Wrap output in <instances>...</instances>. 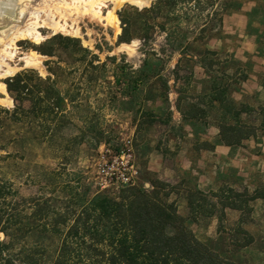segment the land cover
Instances as JSON below:
<instances>
[{"label": "rangeland", "instance_id": "obj_1", "mask_svg": "<svg viewBox=\"0 0 264 264\" xmlns=\"http://www.w3.org/2000/svg\"><path fill=\"white\" fill-rule=\"evenodd\" d=\"M229 2L232 4L222 13L221 20L219 16L212 19L209 29L196 40L191 39L197 33L198 24L215 5L183 13L179 23L190 40H175L183 42L184 46L187 44V49L179 51L169 48V42L174 40H166L165 33L157 28L151 31V39L145 47L136 29L130 41L118 43L121 32L118 12L134 19L137 14L132 7L137 6L125 2L114 7L110 0L101 4L100 14L80 15L70 9L69 17L62 18L56 13L54 16L60 23L66 21L65 29L55 31L39 26L41 40H18L10 47L15 53L4 55L7 63L17 67L12 74L0 78L4 84L7 77L24 68L35 69L45 77L44 62L48 59L66 69L65 81L58 84L61 88L66 86L65 82L83 81L80 69L76 68L80 63L74 61L75 56L69 49L55 45L52 57L36 50L40 43L56 35L79 40L100 62L106 63V72L96 84L82 82L81 105L68 107L73 124L56 132L50 142L30 138L0 149V179L11 181L19 197L50 196L56 207L63 205L66 198L76 199L84 192L88 197L99 193L115 199H119L127 187L155 193L164 202L172 203L193 234L222 258L235 264H264V213L260 211V202H252L258 192L249 194L223 184L216 191L204 193L197 188L194 173L201 149L212 147V141L205 135L212 134L214 128L218 130L217 141L221 142L222 124L239 127L238 135L249 133L256 137L261 129L257 122L259 115H263L261 104L250 108L233 96L240 91L246 71L250 70L248 55L255 50L264 53V0ZM27 5L42 8L46 4L44 0H34L32 5ZM40 15L44 17L43 12ZM167 27L171 28L170 24ZM146 49L153 62L158 58L166 59L162 76H150L137 90H131L126 87L129 80L126 73L129 68L135 70L140 66ZM27 55L36 61L35 65H24L21 58ZM176 63L178 67L174 70ZM118 66L124 67L123 72ZM117 76L119 84L115 83ZM163 79L167 87L162 86ZM215 84L225 87L227 100L241 109L238 117L228 113L218 101L211 100ZM0 97L11 98L8 92H0ZM3 103L0 101V105L7 108L14 104L13 99L11 105ZM90 124L100 132L98 139L89 132ZM82 125L88 131L79 141ZM18 130L15 126L8 127L3 139H10ZM237 134H230L228 138L233 140ZM60 136L69 141L64 148ZM122 152L126 154L124 159L118 157ZM184 156L193 161L186 168L182 167ZM125 159H128V174H132L131 184L121 183L111 173L122 168L121 162ZM44 244L52 251L55 241L46 239Z\"/></svg>", "mask_w": 264, "mask_h": 264}, {"label": "trees", "instance_id": "obj_2", "mask_svg": "<svg viewBox=\"0 0 264 264\" xmlns=\"http://www.w3.org/2000/svg\"><path fill=\"white\" fill-rule=\"evenodd\" d=\"M231 4L229 0H154L140 9L132 7L137 18L118 12L121 32L117 42L130 41L136 29L145 47L151 39V31L157 28L165 33L166 40H174L168 44L172 51L187 49V44L175 41L190 40L179 23L182 14L215 5L198 24L197 33L191 39L196 40L209 29L212 19L219 16L221 20L222 13ZM158 18L164 21L157 22ZM55 45L69 49L75 56L74 61L80 63L76 68L80 69L84 83L93 85L105 77L106 63L100 62L96 54L75 38L52 36L36 50L52 57ZM148 52L144 50L145 56L137 69L129 68L126 73L129 79L126 87L131 90H137L150 76H162L166 59L158 58L153 62ZM44 65L45 77L35 69L24 68L5 79L6 90L14 104L11 108L0 105V149L30 138L50 142L56 132L73 124L68 107L81 105L83 81L65 82L66 86L61 88L58 84L65 81L66 69L49 59ZM177 67L176 63L173 69ZM117 69L123 72L124 67ZM115 83H120L118 76ZM162 86L167 87L164 79ZM212 89L211 100L218 101L228 113L238 117L241 109L227 100V89L216 84ZM261 112L260 125L264 131V110ZM10 126L19 130L15 136L4 140L3 133ZM84 127L82 125L79 141L87 135ZM89 129L98 139L100 132H96L92 124ZM238 132L241 129L236 125L220 126V137L225 144H238L242 137L250 135H238ZM230 134L238 136L232 140L228 138ZM60 138L64 148L69 141L64 136ZM81 195L76 199L66 198L63 205L56 207L50 196L19 197L11 181L0 179V264H235L200 241L173 204L159 199L155 193L127 187L119 199L99 193L89 197L87 192ZM46 239L55 241L52 251L44 244Z\"/></svg>", "mask_w": 264, "mask_h": 264}, {"label": "crops", "instance_id": "obj_3", "mask_svg": "<svg viewBox=\"0 0 264 264\" xmlns=\"http://www.w3.org/2000/svg\"><path fill=\"white\" fill-rule=\"evenodd\" d=\"M248 57L251 60L250 70L246 71L247 77L233 97L236 101L247 103L250 108L260 107V104L264 108V53L255 50ZM262 118L263 115L257 118L259 125ZM217 133L218 130L214 128L212 134L205 135L208 141H212V147L201 149V156L196 158L198 168L194 169V173L197 175V188L210 193L224 184L236 191L249 194L258 192L252 202H260V211L264 213V131L259 128L256 137L250 134L240 141L241 144L233 146L217 141ZM184 160V168L193 162L187 156H184ZM232 211L236 212V209Z\"/></svg>", "mask_w": 264, "mask_h": 264}, {"label": "bare ground", "instance_id": "obj_4", "mask_svg": "<svg viewBox=\"0 0 264 264\" xmlns=\"http://www.w3.org/2000/svg\"><path fill=\"white\" fill-rule=\"evenodd\" d=\"M33 1L34 0H0V25H2L0 28V78L12 74L17 68L16 66L7 63L8 61H5L4 55H12V53H15L10 50V47L15 45L18 40L24 38H30L35 41L41 40L42 35L38 31L39 26H47L55 31L65 29L66 21H64L63 24L60 23V21L54 16L56 13L62 18H65L66 16L69 17L67 11L70 9L78 14L80 13V15H82L81 13L86 12L100 14L101 4L105 0H44L46 5L45 7L41 6L42 8L27 5H32ZM110 1L113 3L114 7L128 2L139 8H143L148 5L151 0ZM42 12L44 13L43 18H41L42 16L40 15ZM30 18L31 21L29 20V22L28 19ZM114 18L118 20L117 17ZM40 20H42V25H40ZM26 21L29 23H26ZM112 22L116 25L114 20ZM117 29L119 30V27H117ZM123 45L127 47L130 46L128 44ZM21 59L24 62V65L36 64V61L30 55L24 56ZM0 92H7L3 82H0ZM0 101L10 105L12 104V99L10 97H0Z\"/></svg>", "mask_w": 264, "mask_h": 264}, {"label": "built area", "instance_id": "obj_5", "mask_svg": "<svg viewBox=\"0 0 264 264\" xmlns=\"http://www.w3.org/2000/svg\"><path fill=\"white\" fill-rule=\"evenodd\" d=\"M120 159H124V157H126V154L125 153H121L119 156H118ZM123 165H122V168H118L117 172L115 171H112V175H115V177L117 178V180H119L121 183H124V184H131L132 182V178H131V175L132 174H128V159H125V161L121 162ZM113 167V166H112Z\"/></svg>", "mask_w": 264, "mask_h": 264}, {"label": "water", "instance_id": "obj_6", "mask_svg": "<svg viewBox=\"0 0 264 264\" xmlns=\"http://www.w3.org/2000/svg\"><path fill=\"white\" fill-rule=\"evenodd\" d=\"M2 25H0V28H1Z\"/></svg>", "mask_w": 264, "mask_h": 264}]
</instances>
